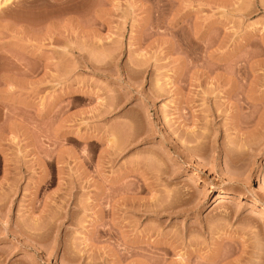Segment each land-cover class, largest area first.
<instances>
[{"label":"rangeland","instance_id":"rangeland-1","mask_svg":"<svg viewBox=\"0 0 264 264\" xmlns=\"http://www.w3.org/2000/svg\"><path fill=\"white\" fill-rule=\"evenodd\" d=\"M0 6V264H264V0Z\"/></svg>","mask_w":264,"mask_h":264},{"label":"crops","instance_id":"crops-1","mask_svg":"<svg viewBox=\"0 0 264 264\" xmlns=\"http://www.w3.org/2000/svg\"><path fill=\"white\" fill-rule=\"evenodd\" d=\"M9 240H11L10 239V237H9ZM11 243H9V244H1L0 245V251H5L6 253L7 252H13L14 250H15V245L12 243L13 242V240H11L10 241Z\"/></svg>","mask_w":264,"mask_h":264},{"label":"bare ground","instance_id":"bare-ground-1","mask_svg":"<svg viewBox=\"0 0 264 264\" xmlns=\"http://www.w3.org/2000/svg\"><path fill=\"white\" fill-rule=\"evenodd\" d=\"M0 7H1V6H0ZM219 198H224V195L220 194V195H219Z\"/></svg>","mask_w":264,"mask_h":264}]
</instances>
